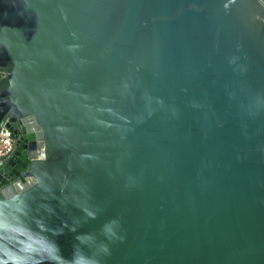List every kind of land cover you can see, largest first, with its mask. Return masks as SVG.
Wrapping results in <instances>:
<instances>
[{
	"label": "water",
	"instance_id": "1",
	"mask_svg": "<svg viewBox=\"0 0 264 264\" xmlns=\"http://www.w3.org/2000/svg\"><path fill=\"white\" fill-rule=\"evenodd\" d=\"M0 264H264V0H0Z\"/></svg>",
	"mask_w": 264,
	"mask_h": 264
},
{
	"label": "built area",
	"instance_id": "2",
	"mask_svg": "<svg viewBox=\"0 0 264 264\" xmlns=\"http://www.w3.org/2000/svg\"><path fill=\"white\" fill-rule=\"evenodd\" d=\"M8 120H3L0 123V157H3L12 152L14 149L13 133L7 127Z\"/></svg>",
	"mask_w": 264,
	"mask_h": 264
}]
</instances>
